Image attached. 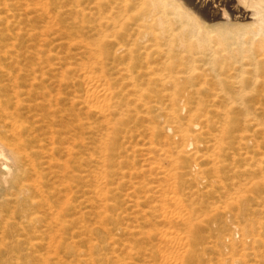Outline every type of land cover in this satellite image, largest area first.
Here are the masks:
<instances>
[{"label": "bare ground", "instance_id": "bare-ground-1", "mask_svg": "<svg viewBox=\"0 0 264 264\" xmlns=\"http://www.w3.org/2000/svg\"><path fill=\"white\" fill-rule=\"evenodd\" d=\"M95 1L98 11L104 14L106 10V14L101 16L104 22L97 30V43L90 45L93 48L90 54L99 63L111 58L116 61L117 56L129 61L120 69L119 75L131 90L133 102L145 108L147 116L152 113L163 119L161 130L177 140L174 157L167 158L175 168L162 170V175L176 179L192 175L202 186L204 183L212 188L219 186L218 180L208 181L206 176L210 173L220 175L221 155L238 144L245 151L238 157L254 163L255 169L249 172L255 173L254 177L264 182V155L259 158L250 155L255 141L247 134L251 129L264 133V122L259 121V110L254 107L259 104L257 99L264 101V0ZM14 9L9 0H0V217L5 207L11 204L17 205V211L25 215L15 216L17 213L13 212L15 224L7 219L2 226L0 223V256L8 257L4 264H19L23 256L28 252L35 254L37 249L44 248L50 253L51 244L57 241L58 236L69 241L67 250L72 249L73 239L81 234L70 235V230L74 222L83 223L85 219L75 217L72 205L74 160L78 168L83 169L79 171L80 179L86 184L90 178L84 166L89 161L87 154H80V159L73 156L72 142L76 141L77 132L71 99L68 100L70 107L55 111L52 106L55 107L58 102L46 100V93L50 92L44 86L46 79L43 72L38 75L27 72L25 76L31 79V83L26 85L22 80V71L18 73L11 68V57L8 55L9 19ZM134 13L137 14L135 22L138 24L132 27L133 34L126 37L141 38L143 51H140L139 58L145 62L138 68L137 52L130 47L129 41L122 40L124 34L121 33ZM93 69L90 66L85 70V77L82 76L86 84L83 104L87 109L98 112L106 130L115 132L132 103L121 99L114 85L108 83L103 76L104 67L100 69L101 74L98 72L100 75ZM144 81L147 86H154L161 97L154 105L148 102L150 91L144 89ZM37 86L40 87L36 89ZM33 93L38 96L32 98ZM25 95L33 99L29 105L21 99ZM23 111L36 118V126L30 128ZM57 115H60V120L56 119ZM79 124L77 126L83 129V125ZM78 139L84 141L81 136ZM109 141V147H113L114 138ZM103 146L100 150L102 158L98 160L101 168L107 164L105 153L108 149ZM205 165L208 168H203ZM99 180L103 178H96L97 185ZM257 187L260 189V186ZM96 188V197L104 199L105 188L100 185ZM242 200L244 203H236L242 218L247 213L264 216V210L245 209L249 198ZM28 208L36 211L28 214ZM102 214L101 219L106 217ZM263 220L254 222L259 232L254 231L253 226L243 229L234 227L233 238L230 236L234 239L233 243L230 242L232 252L236 253L240 243L245 253L255 244L264 248V237L260 235L264 232ZM185 221L184 227H187L190 236L187 239L190 245H195L197 240L193 231L199 225ZM36 223L45 224L52 235L51 243L46 246L34 243L27 234ZM238 234L242 238L236 249ZM244 257L245 254L236 261L241 264ZM261 258L264 263V252ZM186 264L192 262L187 260Z\"/></svg>", "mask_w": 264, "mask_h": 264}, {"label": "rangeland", "instance_id": "rangeland-1", "mask_svg": "<svg viewBox=\"0 0 264 264\" xmlns=\"http://www.w3.org/2000/svg\"><path fill=\"white\" fill-rule=\"evenodd\" d=\"M9 3L15 6L9 19L8 55L11 57V68L18 73L22 71V80L26 85L31 83V79L25 76L27 72H36L37 75L43 72L46 79L44 86L50 92L46 93V100L58 102V105L52 106L55 111L70 107L68 100L71 99L77 132V139L72 142L73 156L80 159L81 155L87 154L89 161L84 166L90 176L85 184L79 173L83 169L78 168L74 160L72 205L75 217L85 219L83 223L74 222L70 230V235L81 234L73 239L72 249L67 250L69 241L58 236L57 241L51 244L50 253L44 248L37 249L35 254L28 252L19 264H186L187 260L192 264H240L236 260L243 254L245 257L241 264H264L261 258L264 248L255 244L245 253L241 250L242 243L241 246L239 244L242 238L239 234L235 247H240L236 253L230 248L234 241L231 236L234 227L243 229L253 226L254 231L259 232L254 222L264 218L249 213L242 218L236 205L238 201L244 203L242 199L247 197L249 201L245 203V209L264 210V182L256 179L255 173L249 172L255 169L254 163L238 157L245 153L243 148L236 144L226 150L219 160L220 175L210 173L206 176L208 181L218 180L219 186L212 188L205 183L202 186L192 175L177 179L163 176L162 170L173 168L167 158L174 157L177 140L161 130L163 119L152 113L147 116L145 108L133 102L131 90L119 75L120 69L129 61L117 56L116 61L111 58L99 63L90 54V49H93L90 45L97 43V30L104 22L101 16L106 14V10L104 14L99 12L95 0H9ZM136 16L135 13L130 15L131 21L122 27L121 33L124 34L122 40L129 41L130 47L137 52L135 58H139V53L143 51L141 38L126 37L133 34V28L138 24ZM94 62L98 65H92ZM144 62L139 58L136 67ZM90 66L94 67L96 74H101L100 69L104 67L103 76L108 83L114 85L121 99L132 103L115 132L106 130L98 112L87 109L83 104L86 84L82 76L85 77V70ZM143 83L144 89L150 91L148 102L154 105L161 97L154 86H147L146 81ZM32 95V98L38 96L37 93ZM21 99H25L28 105L33 100L28 95ZM38 101L41 99L38 98ZM257 101L259 104L254 107L258 108L259 121L263 123L264 101L261 98ZM23 113L30 128L37 125L36 118ZM56 119L60 120V115ZM79 123L83 129L77 126ZM247 134L255 141L250 155L256 158L264 155L263 131L251 129ZM80 136L84 141L78 139ZM110 138L115 140L113 147H109ZM103 144L109 153H105L107 164L101 168L98 160L102 158L100 150ZM203 168L208 167L205 165ZM97 177L103 178L98 185ZM99 185L105 188V198L101 200L95 195ZM33 209L28 208V214L36 211ZM37 211L42 212L41 209ZM102 212L106 217L101 219ZM2 213L1 226L6 219L15 224L12 219L14 214L25 215L17 211V205L12 204L5 207ZM183 219L199 225L193 231L197 244L190 245ZM27 234L34 243H42L43 246L51 243L52 235L45 224L36 223ZM260 235L264 237V232ZM7 260L8 257L0 256V264Z\"/></svg>", "mask_w": 264, "mask_h": 264}]
</instances>
